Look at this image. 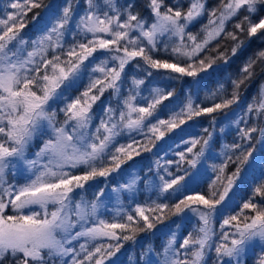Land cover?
<instances>
[{"label": "snow or ice", "instance_id": "snow-or-ice-1", "mask_svg": "<svg viewBox=\"0 0 264 264\" xmlns=\"http://www.w3.org/2000/svg\"><path fill=\"white\" fill-rule=\"evenodd\" d=\"M258 4L264 5V0H221L220 8L209 12L204 36L199 38L187 29L205 13V0H190L186 10L166 6L164 0H149L151 23L133 11L132 3L119 5L116 0H104L100 4L97 0H86L87 7L75 23V29L84 39L66 48L65 35L74 15L73 0H67L50 26L31 40L21 35L26 27L25 17L33 9L46 5L42 0H11L8 8L14 11L0 18V264L6 258L11 264H57V261L59 264H115L112 258L125 242H135L137 233L153 230L169 214L181 215L186 210L198 218L199 226L180 239L176 232H171L162 252L156 254L159 259L149 255L153 251L149 247L137 264L141 261L143 264H204L207 252L213 247L217 264H245L244 257L253 243L261 245L256 264H264V178L240 211L223 220L219 242L214 245L215 233L211 227L212 218L221 206L226 207L229 193L242 181L245 166L256 163L254 133H259L257 143L264 145V128L239 127L241 123L247 125L249 117H264V85L258 97L247 105L244 115L232 121L237 126L238 140L223 145L221 154L226 159L212 166L216 178L209 185L207 195L184 194L172 206L152 201L150 205L137 203L130 211L118 208L111 221L99 215L104 207L103 188L91 202L83 197L74 198L77 189L83 190L90 181L120 171L126 161L152 151L158 141L181 129L187 121L217 112H224L228 118L225 110L239 104V90L254 76L257 62L264 61V50L240 69V78L232 81L230 97L224 95L221 85L212 93L213 98L220 97V102L202 107L194 104L189 96L180 110L171 112L166 119L158 111L164 101L175 95L174 90L153 87L148 96L141 97L140 90L146 81L133 76L124 95L125 69L139 59L147 66L144 71L148 77L153 75L151 70L163 72L168 79L201 77L218 61L227 64L244 45L245 41L236 32L225 31L226 23L241 10L247 14L234 28L240 33L246 31L249 39L264 35V17L258 21L252 19ZM39 17L40 13H35L33 21ZM222 35L235 42L231 56L218 48L215 56L202 55ZM161 44L176 59L154 58L152 53ZM97 52L105 54L99 62L94 56ZM136 67L141 65L137 63ZM89 68L91 75L85 90L74 98L65 96ZM108 90L123 99L118 107H105L93 129V105ZM60 98L67 101L60 109L64 114L62 123L57 122L56 111L50 110V101ZM211 123L214 130L215 116ZM45 126L51 135L43 141L35 158L28 159L26 149L38 133H43ZM203 131L206 137L188 140L181 137L180 143L185 148L175 152L177 160L155 162L159 183L150 181L146 187L158 190V198L167 199L165 194L179 195L190 188L196 179L190 170L205 157L213 141V131L209 128ZM125 132L141 134L144 140L132 138L131 142L116 146V138ZM14 160L23 162L31 173L25 184H9L5 179L6 170L14 167ZM185 163L187 168L182 167ZM229 163L236 167L225 175ZM173 164L175 172L170 170ZM81 167L84 168L81 174L72 171ZM139 182L140 177L132 175L128 182L112 187L111 194L120 203L124 194L136 193ZM257 196L259 202H256ZM244 210H250V214L246 215ZM225 226L232 231H224ZM81 240L79 250L71 246L73 241Z\"/></svg>", "mask_w": 264, "mask_h": 264}, {"label": "trees", "instance_id": "trees-1", "mask_svg": "<svg viewBox=\"0 0 264 264\" xmlns=\"http://www.w3.org/2000/svg\"><path fill=\"white\" fill-rule=\"evenodd\" d=\"M97 2L103 4L104 0H97ZM9 3H11V0H0V18H5L7 12L14 11L8 8ZM42 3L46 5V7L33 9L25 17L26 27L22 30L21 35L26 39H35L41 34L43 29L50 26L56 16L59 15L62 8L66 5L67 0H42ZM116 3L119 5L132 3L134 5V12L139 13L140 16L149 23L152 22L153 17L149 8V0H116ZM189 3L190 0H164V4L166 6H179L184 10L187 9ZM73 5V20L69 26L70 30L65 35L66 48L72 43L76 41H83L84 39L83 36L78 34V31L75 29V23L78 20L79 15H82L87 7L86 0H73ZM220 6L221 0H205V13L194 23L189 25L187 31L197 34L199 38H203L204 29L209 20V12L212 9L220 8ZM257 9L258 11L252 16L254 21H258L261 17H264V5L258 4ZM37 12L40 13V17L33 21V16ZM246 14L247 13L244 10H241L240 13L228 21L225 26L226 32H236L240 39L245 41L244 45L238 50L235 56H231L230 52L231 47L235 42L223 35L216 40H213L205 53H202V55L215 56L217 55L215 49L218 48L219 51L226 52L229 56H231L227 64L218 61V63L214 65L212 69H209L207 73L201 74L202 78L197 77L194 79L191 77H184L182 79H168L163 72H157L156 70H151L153 75L148 77L144 71L147 66L142 60L138 59L137 61L130 63L125 69L126 76L124 77V83L122 85L123 94L127 95V90L131 86L133 76L144 78L146 81L145 85L142 86L140 90L141 97L148 96L150 89L153 87H159L166 91L174 90L175 95L169 100L164 101L160 105L158 111V115L165 119L171 114V112L179 111L180 108L187 102L189 96H191L194 104H199L202 107H210L213 103L220 102V97L217 96L213 98L212 93L216 92L221 85L224 86V95L230 97L233 90L232 81L240 78V69L250 58L254 59L259 51L264 50V35L258 34L256 37L249 39L246 31L244 33H240L239 30L234 28V25L237 22H240ZM158 48V51L152 53L154 58L168 60L176 59L171 56L170 52L164 51L162 44L159 45ZM104 55L105 54L103 52L95 53L94 56L96 57V62L103 59ZM137 63L141 65L140 68L136 67ZM90 75L91 69L89 68L87 71L82 73L78 83L73 88L66 91L65 96L74 98L84 91L89 84ZM197 80L199 81L198 83ZM262 85H264V61H258L255 66L254 76L250 80L246 81L239 90V104H235L231 107V109L225 110L228 113L227 119L225 118L224 112H217L211 115H201L187 121L186 124L181 126V129H176L173 133L166 135L164 140L158 141L157 147L153 148L152 151L142 152L140 156H134L132 160L126 161V163L121 166L120 171L112 173L107 178L98 177L95 181H90L83 190L77 189L74 193V198L81 199V197H83V199L90 198L91 200H94V194L97 190L103 188L106 191L119 184H124L128 182L132 175L140 177V182L137 185V191L134 196L131 195L132 198L130 200H128L125 194L121 197L122 204L131 209L137 203L150 205L152 201H156L157 203H167L172 206L178 202V199H182L184 194H192L193 192H200L207 195L209 192V185L216 178V172L213 171L212 166L219 165L226 159V157L221 154L223 145L231 144L238 140L236 130L237 126L232 124V121L238 116L244 115L247 105L252 103L254 98L258 97ZM122 99L123 96L117 97L112 94L111 90L106 91L93 105L95 118L92 126H96L99 123V118L103 116V109L105 107L109 105L114 108L118 107ZM66 102L67 101L64 98L50 101V110L56 111V120L58 123H62L64 120V114L60 111V109L65 106ZM138 102L142 103L139 99ZM212 116H215L216 119L214 130L211 123ZM253 125L258 128H264V117H249L248 124L245 125L244 123H241L239 127H250ZM204 128H209V131H213V141L211 142L209 151L205 153V157L201 159L195 169L190 170V175L193 173L196 174V179L190 183V188L186 189L184 193L179 195L175 193L165 194V196L168 197L167 199L164 197L158 198V190L146 187V184L150 181L159 183L157 179L158 169L155 162L157 160H160L161 163H164L166 160H177L178 157L175 155V152L182 151L185 148V145L180 143L181 137L185 140L206 137V133L203 131ZM221 128H224L223 132L220 131ZM50 135V131L47 128H44L43 133H38L33 138L27 148V151H32L34 148L39 149L43 145V141ZM132 138L141 142L144 140V137L141 134L133 132L129 135L125 132L116 138V146L127 144L131 142ZM259 138L258 132L253 134L252 143L256 145V152L254 153L256 163L250 166H245V172L242 173L243 179L242 181H238L237 185L234 186L232 191L229 193V197L225 201L226 207L221 206L220 211L212 218L211 227L215 233L212 241L213 245L219 242L222 230H217L221 228L223 220L240 211L242 204L246 202L250 196H252L253 189L260 182L261 178H264V162H262V158H264V150H262V148H264V145L257 143ZM169 145H171V148L168 147ZM177 145H179V147H177ZM195 150L197 149H194V151ZM189 158H191L190 154ZM182 167L187 168L188 166L185 163ZM235 167V164L229 163L228 168L225 170V175L233 172ZM175 168V164L170 166V170L173 172H175ZM72 171L75 174H81L84 171V168L81 167L73 169ZM160 174L163 173L160 172ZM217 187L220 191H222V186L218 185ZM259 201L260 197L257 196L256 202ZM186 213L189 212L186 210L185 213L181 215L169 214L168 218L165 219L163 223H158L155 229L137 233L135 242H125L120 252L117 253L112 260H120L121 257L124 256L129 258L128 264H137L138 258L142 253L147 252L149 247L153 250L149 254L156 255L157 253L162 252L165 241H167V237L170 236V232H174L176 230L182 231L177 234L178 239L187 235L184 225H181V223H186V221H183L182 219V215ZM244 213L248 215L250 214V210H244ZM149 215L151 219V214ZM106 220L111 221L112 218L107 216ZM239 222H243V216L240 217ZM199 223L200 222L196 219L190 220V222H188L189 225H187L188 233L193 232L194 228L199 226ZM233 223L236 222L234 221ZM224 231H232V229L229 226H225ZM246 260L245 264H253L251 263V260ZM216 263V254L213 247L207 252L206 264ZM4 264H11L10 259L6 258ZM57 264H59L58 261Z\"/></svg>", "mask_w": 264, "mask_h": 264}, {"label": "rangeland", "instance_id": "rangeland-1", "mask_svg": "<svg viewBox=\"0 0 264 264\" xmlns=\"http://www.w3.org/2000/svg\"><path fill=\"white\" fill-rule=\"evenodd\" d=\"M45 128H47V127L45 126ZM92 128L94 129L95 126H92ZM48 130L50 131V134H51V130L50 129H48ZM39 149H35L34 148L32 151H27V149H26V157L28 159L35 158V153L37 151H39ZM13 165H14V167L10 166L6 170L5 179L8 180L7 182L9 184H14V185H22V184H25L26 182H28V179L31 176V173L27 170L26 165L23 162H17L15 160L13 161ZM99 190H97L96 193L94 194L95 197H96L97 193L99 192ZM125 195L127 196L128 200H130L132 198L131 194H125ZM91 198H92V195H91ZM102 199H103V202H104V207H102L100 209V212H99V215H100L101 219H105L106 220L107 216L113 218V216L115 215L116 210L118 208H124V209H127V210H131V208H128L126 205L124 206L122 204V200L120 201V203H117L115 197L111 194V188L105 191V197H103ZM76 200H79V199H76ZM85 200H87L89 202L93 201L90 198L85 199ZM134 207H135V205L132 208H134ZM36 210L39 211V208L36 207ZM50 210H51V206H50ZM182 219H183V221H186V223H184V224L181 223V225H184L185 231L188 234V229H187V225H189L188 222H190V220H192V219L198 220V218L194 214L189 212V213H186V214L182 215ZM89 226H91V225H89ZM220 230H221V228L219 230H217V231H220ZM174 232H176L178 234L179 232H182V231L176 230ZM170 234H171V232H170ZM168 238H169V236L167 237V240H168ZM79 243H83V240H81L79 242L73 241V244L71 246H74V247L77 248V250H79ZM165 243H166V241H165ZM260 253H261V245L259 243H253L249 247V249L247 251V254L244 257V262L247 259L246 261L251 260V263L256 264L257 258L260 255ZM149 255H151L154 259H159V257H157L156 255H152V254H149ZM64 259L67 260V261H70L69 257H65ZM206 259H207V255L205 257L204 264H206ZM118 261H120V262H118ZM128 261H129V258H126V257L123 256V257H121L120 260L115 259V264H128ZM58 263H59V261H58ZM141 264H143L142 261H141Z\"/></svg>", "mask_w": 264, "mask_h": 264}]
</instances>
